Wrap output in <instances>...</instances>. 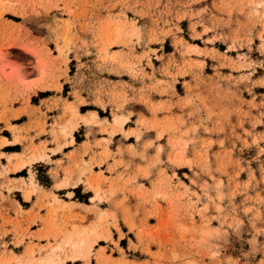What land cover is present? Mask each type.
<instances>
[{"label": "rangeland", "instance_id": "374dc122", "mask_svg": "<svg viewBox=\"0 0 264 264\" xmlns=\"http://www.w3.org/2000/svg\"><path fill=\"white\" fill-rule=\"evenodd\" d=\"M3 120L28 144L0 176L29 177L1 186L0 264H264V0H0ZM74 134L44 190L40 137Z\"/></svg>", "mask_w": 264, "mask_h": 264}, {"label": "crops", "instance_id": "0c3cea01", "mask_svg": "<svg viewBox=\"0 0 264 264\" xmlns=\"http://www.w3.org/2000/svg\"><path fill=\"white\" fill-rule=\"evenodd\" d=\"M36 74H37V71L35 72V75ZM40 92H45L46 95L40 96L41 95ZM56 94H58V93H56ZM52 96H54V94L52 95L51 93H48L46 89H39L35 92H31L29 94V99L31 101L30 107L27 108L28 110L26 112H23L20 116L12 118L10 124L12 126L16 125L17 127H20V126L26 124L30 118L29 113L34 111L33 106H36V107L39 106V104L42 101H45V100L51 98ZM37 97H39V101H37V102L33 101ZM83 105H85V104H83ZM19 107H22V106L20 104L14 105V108H19ZM79 110H80V112H82L81 105L79 106ZM91 110H93V109H87L86 112H89ZM86 112H82V113H86ZM57 114H58V110H56V109H52L50 111H47V115L49 116V124L53 123V118ZM6 125H7V123L4 120L0 121V127H3L7 131H9L8 135H0V137L5 136L8 138V140H13L15 137V133L10 128H8V126H6ZM87 127L88 126L86 124L81 122L79 125V128H77L76 131L80 132L81 129L86 131ZM80 135H85V133H81ZM74 136H75V134H74ZM45 139L48 141L47 148H48V153L50 155V158H49V160H38L37 162H35L31 166V168H32L33 173L35 174V179L38 181L39 185L44 190L49 191V190L54 188L57 181L64 178V176L66 174V170L73 167L75 162L77 160L81 159V158H70L69 155L72 153L75 156H80V154H82L84 151L83 143L86 141V138L79 140L75 136V142L74 143L66 145L61 150H58L56 152H51V149L56 148L57 144L55 142H51V140H49L48 138L40 137V141H44ZM40 141H38V140L35 141V144H39ZM27 144H28L27 142L22 141V142H17V143H8V144H5L2 147H0V153L5 154V155H2L0 157V171L1 172L3 171V168L5 166L10 165L8 163V159H7L6 155L21 153V152L25 151ZM84 157H85L84 158L85 160H89V158H87V155ZM119 159L120 160H127V161L130 160V158H128V159L127 158H119ZM113 163H114V158H109L107 161H104V163H102L101 166L98 167L95 165L94 166L95 172H98L101 170L104 172V175L106 177H115L114 173L110 174L108 172L109 170L107 167L108 164H113ZM23 172H26L25 175L22 174ZM54 172H57V177L54 176L55 175ZM19 177H24V178L29 177L28 169L25 168V169L19 170L18 172L17 171H10L9 173L4 175L3 177L0 176V192L2 191L4 195L9 196L7 194L6 188H4V190L1 189L2 184H4V182H6L7 179L15 180ZM73 189H74L73 192H74L75 197H76L77 192L79 190L82 194H87V198H89V199H90V196L92 195V191L87 189L84 184H81L77 188H73ZM64 191H65V195H66V192L68 191V189L67 190L64 189ZM12 193L13 194L18 193L23 198V200L25 201L26 204L22 205V206L25 209H31L33 207L36 199H37L36 195H33L30 200L25 199L23 193L19 189H16V188L14 190H12ZM0 200H1V198H0ZM77 200H78V202L83 203L82 201H80L79 198ZM12 210L11 209L9 210V214L11 216H14V213L12 212ZM41 213H44L43 210L41 211ZM34 230H36V229H34Z\"/></svg>", "mask_w": 264, "mask_h": 264}, {"label": "bare ground", "instance_id": "6f19581e", "mask_svg": "<svg viewBox=\"0 0 264 264\" xmlns=\"http://www.w3.org/2000/svg\"><path fill=\"white\" fill-rule=\"evenodd\" d=\"M42 65V64H41ZM43 66V65H42ZM73 131V130H72ZM69 241H70V239H69ZM71 242H72V240H71ZM68 243V242H67Z\"/></svg>", "mask_w": 264, "mask_h": 264}]
</instances>
